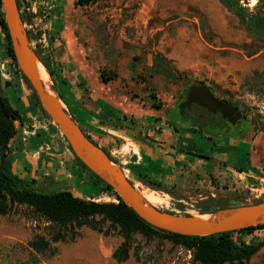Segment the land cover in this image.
Returning a JSON list of instances; mask_svg holds the SVG:
<instances>
[{"label": "rangeland", "instance_id": "rangeland-1", "mask_svg": "<svg viewBox=\"0 0 264 264\" xmlns=\"http://www.w3.org/2000/svg\"><path fill=\"white\" fill-rule=\"evenodd\" d=\"M255 1L246 0V5L251 8ZM22 5L26 6V3L19 0V11ZM74 7L80 14L84 29V58L92 68V75L102 73L104 78H110L106 84L111 92L130 94L132 98L151 103V107L158 104L163 113H169L170 107L181 100L191 84L201 82L219 99L236 105L250 123L244 136L233 139L247 146V150L241 153L245 164L234 168L243 178V187L233 190L232 184L226 183L215 188L213 195L231 197L229 205L264 199V192L255 197L248 191L250 185L264 186V96L255 88L256 84L264 82V48H258L236 17L217 0H92L84 7ZM20 13L31 15L24 10ZM34 19L35 15H32L30 22L23 26L25 30L30 26V32L35 35ZM37 40L34 38L29 42L32 48L38 44ZM3 45L0 33V64L8 77L9 70L20 81L14 78L11 86H5L4 80L0 79L2 93L20 112L23 108L17 103L18 94H22L21 85L24 93L28 94L29 106L37 110L29 89L16 72ZM155 53L167 62L178 75L177 79L149 69ZM49 81L52 84L50 78ZM34 130L31 124L26 129L30 133L21 142L34 134ZM106 150L110 151V148ZM248 175L254 179H246ZM132 184L150 198L158 195L163 198L162 202L153 198L158 209L195 213L188 204L177 208L166 196L142 188L136 182ZM90 186L94 188L96 185ZM99 190L98 187L97 192L90 193V196H96ZM71 191L88 194L77 186ZM101 194L103 202L113 201L102 190ZM102 229L106 234L82 227L77 230L79 236L72 241L50 243L49 248H56L54 254L49 255L47 251L38 255L33 253L27 242L36 236L49 240L50 234H54L53 227L25 206L12 205L7 214L0 216V264L30 262L32 254L37 257L36 264H197L185 248L164 238L145 239L138 233L132 236L128 258L116 263L111 254L122 238L117 228L107 230V223L102 225ZM263 234L264 230H255L241 237L244 242H255ZM63 235L68 239L70 233ZM243 264H264V246Z\"/></svg>", "mask_w": 264, "mask_h": 264}, {"label": "crops", "instance_id": "crops-1", "mask_svg": "<svg viewBox=\"0 0 264 264\" xmlns=\"http://www.w3.org/2000/svg\"><path fill=\"white\" fill-rule=\"evenodd\" d=\"M21 1L35 11L33 25L39 35L45 36L43 47L50 57L51 81L64 108L84 134L94 142L97 140L100 148L121 149L114 161L128 180L146 189L137 182V176L159 184L169 190L168 194L149 190L166 196L177 208L183 204L193 207L195 201L208 195L214 197L213 190L226 183L232 184L233 190L243 187V178L234 168L245 164L241 154L247 150L244 143L217 134L199 133L175 120L170 110L163 113L161 107L155 109L151 103L132 98L130 94L111 92L100 75H92V68L84 58V29L73 0ZM7 74L9 77L3 79L7 82L5 86H11L14 78L20 81L9 70ZM19 87L22 94H18L17 104L24 111H18L21 121L10 141L18 150L14 172L26 180L38 179L37 184L43 190L63 183L64 189L78 198L95 200L97 197L96 201H104L101 186L76 166L58 131L38 110L29 106L28 94ZM31 124L34 134L22 143L21 132ZM246 179L254 177L248 175ZM42 180H47L48 185ZM91 184L96 186L92 188ZM75 186L88 194H74L71 190ZM98 187L99 193L90 196ZM153 198L163 200L159 195Z\"/></svg>", "mask_w": 264, "mask_h": 264}, {"label": "trees", "instance_id": "trees-1", "mask_svg": "<svg viewBox=\"0 0 264 264\" xmlns=\"http://www.w3.org/2000/svg\"><path fill=\"white\" fill-rule=\"evenodd\" d=\"M91 1L92 0H73L74 6L78 7H84ZM217 1L226 11L236 17L245 33L258 44V48H264V0H256L251 8L246 5V0ZM16 5L19 10L18 0H16ZM31 17L32 15L25 16L20 13V19L23 24L29 23ZM25 31L29 42L39 37V33L34 35L28 29ZM0 33L3 35L4 51L15 65L1 12ZM32 50L36 59L51 79L53 71L50 67V57L47 49L41 47L40 44H35ZM15 68L16 72L20 74L16 65ZM149 69L153 73L163 74L167 77H173V79H177L178 76L168 67L167 62L156 53L152 55V64ZM99 75L103 83L110 80V78H104L102 73ZM20 76L30 91L33 105H35L42 117L50 122L41 109L29 84L21 74ZM0 79L2 78L0 77ZM4 83L7 84L5 80ZM255 88L261 91V94L264 96V82L256 84ZM213 95L218 98L215 94ZM220 100L224 101L223 99ZM228 103L236 107L234 103ZM152 107L158 109L160 106L158 104H152ZM243 117H245L244 114ZM173 118L180 123L196 126L199 133L202 131L201 124L185 123L183 122L184 120L178 116H174ZM20 121L21 115L18 110L11 106L8 98L2 93L0 88V216L7 214L12 205H22L30 209L32 214L43 219L53 227L52 231L54 234H50L49 240H45L41 236H36L27 242L28 247L33 253L44 255L45 252L48 251L49 255L54 254L56 248H49L50 243L72 241L76 236H79L77 230L82 227L106 234L105 230L102 229V225L105 223H107V230L108 228H117L122 238L120 244L111 254V258L116 263H122L128 258L127 253L132 241V236L136 233L140 234L145 239H151L153 237L164 238L173 245H179L185 248L190 251L191 260L197 264H243L244 261H247L264 246V234L255 242H244L241 237L255 230H264V224L207 236H185L154 228L138 218L129 207L124 205L107 184L89 171L72 153L76 166L87 176L94 179L95 182L101 186V190L107 193L113 201L99 202L92 199L85 200L74 196L70 191L64 188L43 191V187L39 186L36 180H25L13 170V164L18 150L10 145V141L16 135L17 124H19ZM84 136L93 144L97 145L89 136L86 134H84ZM66 147L70 151L67 144ZM101 149L108 156L109 160L115 163V161L111 159L108 151L103 148ZM197 157L207 158L205 155H197ZM136 180L150 190L163 191L168 194L169 190L147 180L144 176L139 175ZM211 182H213L212 179ZM42 183L48 185L47 180H42ZM230 200L232 201L231 197L220 198L208 195L206 198L195 201L193 210L199 214L210 213L226 207L258 203L263 199H253L248 203L241 201L237 204L231 203V205H229ZM170 212L173 213L172 211ZM60 232H62V234H60ZM66 232L70 233L68 239L63 235V233ZM36 262L37 257L32 254L30 262H25L23 264H36Z\"/></svg>", "mask_w": 264, "mask_h": 264}, {"label": "water", "instance_id": "water-1", "mask_svg": "<svg viewBox=\"0 0 264 264\" xmlns=\"http://www.w3.org/2000/svg\"><path fill=\"white\" fill-rule=\"evenodd\" d=\"M0 10L15 65L29 84L50 123L62 136L71 153L107 184L138 218L154 228L185 236H207L264 224V199L258 203L226 207L203 214L171 213L148 203L121 168L109 160L98 145L84 136L64 108L52 84L50 83L46 88L40 81L38 72L42 65L36 59L27 39L16 0H0ZM191 105L204 109L210 114H218L220 119L230 126L242 118L241 112L235 106L216 98L209 87L201 82H195L188 87L177 105L178 115L182 116L184 110H189ZM63 188V183H57L43 191Z\"/></svg>", "mask_w": 264, "mask_h": 264}, {"label": "flooded vegetation", "instance_id": "flooded-vegetation-1", "mask_svg": "<svg viewBox=\"0 0 264 264\" xmlns=\"http://www.w3.org/2000/svg\"><path fill=\"white\" fill-rule=\"evenodd\" d=\"M210 89V88H209ZM212 92V91H211ZM213 93V92H212ZM214 94V93H213ZM181 100L176 102L170 109V114L182 118L185 123L201 124V130L214 136H224L226 138H232L234 140L244 136L250 128V123L243 117L230 126L226 121L221 120L218 114H210L204 109H201L195 105H191L189 110H184L182 116L178 115L177 105ZM197 129L196 126H192Z\"/></svg>", "mask_w": 264, "mask_h": 264}, {"label": "built area", "instance_id": "built-area-1", "mask_svg": "<svg viewBox=\"0 0 264 264\" xmlns=\"http://www.w3.org/2000/svg\"><path fill=\"white\" fill-rule=\"evenodd\" d=\"M27 11V13H31V15H35V11H33L30 7H27V6H24L22 5V7H20V11H19V14L20 12L22 11ZM30 26H28V30ZM33 30V29H32ZM38 40V44H40L41 47H43L44 43H45V36L43 34H40L39 37L37 38ZM44 48V47H43ZM6 73H4V67L2 64H0V77L2 79L6 78ZM30 132L26 131V130H23L21 132V136H20V139L21 141H24V137L25 135H28ZM120 148L118 150H113L111 152H109V155L111 157L112 160H114L116 158V156L120 153ZM122 170V169H121ZM124 173V172H123ZM263 181V180H261ZM248 191L251 193V194H254L255 197H258L260 194H262L264 192V186H260V187H256V186H252L250 185L248 187Z\"/></svg>", "mask_w": 264, "mask_h": 264}, {"label": "bare ground", "instance_id": "bare-ground-1", "mask_svg": "<svg viewBox=\"0 0 264 264\" xmlns=\"http://www.w3.org/2000/svg\"><path fill=\"white\" fill-rule=\"evenodd\" d=\"M38 74H39L40 81L45 85L46 88H48L50 86L48 74L45 72V70L42 67H39ZM136 189L138 190V188H136ZM138 192L151 205H153V206L158 205V204L155 203V201L152 198H150V197L146 196L145 194L141 193L139 190H138ZM158 201L162 202L163 200L162 199H158Z\"/></svg>", "mask_w": 264, "mask_h": 264}]
</instances>
